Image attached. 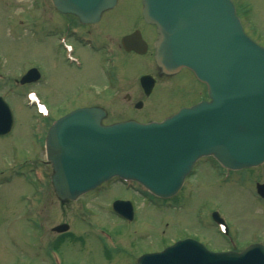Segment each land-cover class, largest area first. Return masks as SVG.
Instances as JSON below:
<instances>
[{
	"label": "water",
	"instance_id": "95a60500",
	"mask_svg": "<svg viewBox=\"0 0 264 264\" xmlns=\"http://www.w3.org/2000/svg\"><path fill=\"white\" fill-rule=\"evenodd\" d=\"M52 1L60 11L91 22L116 0ZM143 4L145 18L158 28V64L168 71L190 68L207 84L212 99L182 108L161 122L102 125L105 114L98 106L63 116L51 126L46 146L54 169L53 187L61 199H75L116 174L170 196L203 155L213 154L233 169L264 161V47L245 34L232 1L143 0ZM33 72L22 81L32 79ZM13 125V112L0 96V134ZM258 191L264 196V183ZM138 264H264V245L214 252L185 239L141 256Z\"/></svg>",
	"mask_w": 264,
	"mask_h": 264
},
{
	"label": "rangeland",
	"instance_id": "374dc122",
	"mask_svg": "<svg viewBox=\"0 0 264 264\" xmlns=\"http://www.w3.org/2000/svg\"><path fill=\"white\" fill-rule=\"evenodd\" d=\"M235 1L241 8L246 32L264 45V0ZM33 2L0 0V68L8 75L7 82H0V94L5 96L17 120L10 134L0 136V264H47L48 240L53 237L50 227L63 220L69 221L79 231V237H68L59 245L61 258L65 264H135V253L157 251L156 249L164 244L169 245L173 240L193 231L198 232L211 249H227L230 247L227 237L223 238L217 234L211 219L205 218L204 222L197 223L198 213L202 216L203 212H206L205 208L214 207L220 208L230 220L232 227L229 235L237 239L240 247L247 245L249 240L264 242V201L258 197L255 187L256 182L264 181V164L249 171L233 173L231 179L227 181L214 171L212 166L216 164L211 158L203 159L199 162L190 183L179 194L177 209L176 207L174 210L163 209L147 206L144 201L139 202L136 220H133L131 225L119 221L108 211V206L115 196L131 197L132 192L123 189L110 191L112 185L108 183L107 188L110 189L107 190L103 186L101 192L88 195L89 199L97 196V199L92 200L93 203L88 204L89 216L98 227L101 225L107 228L109 233L113 232L120 236V247L125 248L123 254L108 251L99 239L90 234L87 225L81 219L76 221L77 207L85 198L84 195L80 197L81 199L60 202L52 195L48 179H43L44 183L41 184L43 187L47 186V191L43 189L44 192L40 196L36 188L38 183L33 175L36 171L40 174L44 171V174L49 176L51 169L42 161L46 160L44 142H36L34 138L35 124L40 120L35 108L29 105L31 104L29 93L37 88L47 107L48 105L51 107L49 112L55 116L86 106L87 103L99 104L109 113L103 120L104 123L111 122L114 117L129 118L132 109L128 107H134L139 97L129 91L133 99L129 101L128 98H123V105L116 102L120 100L118 98L113 103V100L110 102L111 99L106 101L99 96L95 97L96 89L102 87L104 82H41L39 85L32 83L21 85L13 82L16 76L22 74L32 64H39L51 70L57 69L56 65L51 64L53 58L51 61L47 58L52 51L50 41L41 40L36 43L37 40L33 37V14H36L33 12L35 10ZM45 3L46 14L54 15L52 25L55 23L59 29L64 20L61 18V23L58 24L55 21L58 14L49 8L48 0H45ZM122 4V0H119L118 8ZM130 4L133 5L130 14L137 15L140 1L132 0ZM125 8L123 7L121 12L123 16L128 14V11L124 12ZM114 14V17H117L115 12ZM128 16L130 17L129 14ZM42 18L43 16L40 20ZM125 20L131 21L130 18ZM41 22L43 26L51 27L50 21L42 20L40 24ZM118 29L120 28L117 26L110 27L108 32L116 35L119 33ZM44 32L42 29L41 34ZM41 49L44 52H40ZM182 77L180 84L165 88L164 93L162 91L161 94L157 93L154 96L156 101L161 102L154 112L151 111L149 115L143 112L135 113L136 115L131 116H137L141 120H147L140 117L142 115L158 118L167 107L175 109L181 104H187L189 98L186 91L189 87H194L197 93V96H191L192 99L199 98L200 87L191 82L187 74ZM91 84L96 86L91 87ZM167 99L169 103L164 102ZM47 122L48 118L44 122L43 131L48 125ZM202 171H209L210 174L204 175ZM240 179L244 181L241 182ZM115 187L121 186L116 184ZM108 191L110 194L106 195ZM175 199L171 201L175 202ZM157 203L160 205L159 201ZM106 243L108 244L107 241ZM125 252L129 254L127 257Z\"/></svg>",
	"mask_w": 264,
	"mask_h": 264
},
{
	"label": "flooded vegetation",
	"instance_id": "af4514ba",
	"mask_svg": "<svg viewBox=\"0 0 264 264\" xmlns=\"http://www.w3.org/2000/svg\"><path fill=\"white\" fill-rule=\"evenodd\" d=\"M33 1L34 2L32 6L33 8H35L33 12H36V14H33V37H35V39L37 40L36 43L40 42L41 40L50 41L52 51L50 53L51 55L48 54V57H50L51 60L53 58L54 61H51V64L53 66H57V69H54L56 70V72L54 70H51L50 68H43L39 64H32L28 66V68L37 67L39 70V74L34 79V81H32L35 82L36 85H39L41 82H104V85H102V87L96 89V93L94 94L95 97L99 96L101 99H104L106 101L111 99L110 102H112L113 100V103L118 98L120 100H117L116 102H119L122 105L123 98H128L129 101H132V93L139 97L134 104L135 106L133 105L134 107H128L129 109H132L130 110L131 113L129 112V110H127L131 115H136L135 113L141 112L149 115L151 111L154 112L156 110V107L161 103L160 101H156V98H154V96L157 93L161 94L162 91L164 93L165 88H171L180 84L183 79L182 75L184 74H187L188 77H190L191 82H195L200 88H202V90L199 89V98H196L194 100L192 99V97H194L195 95L197 96V93L194 91V87H189L186 91V95L189 98L188 103L179 105L175 108L176 110L174 108L167 107L164 113L161 114L158 118H155L154 116L147 117L142 115L140 117L146 118L147 120H141L137 116L129 115V118H136L141 121L160 120L167 115L174 113L183 106H190L200 100L208 99L206 86L200 83L189 69L181 68L176 69L173 72H169L157 64V27L156 25L146 21L143 17L141 13V2L140 8L138 9V14L135 16L130 14V8L133 6L130 4L132 0H122L123 4L120 5L119 8L117 6L119 3L118 0L116 6L103 13L97 21L84 22L75 15L60 13L55 9L51 0H48L49 8H51L58 14L55 17V21L59 24L61 23V18L64 20L62 26L57 29L55 23H53L52 25L54 15L46 14L47 9L45 7V0ZM123 7H126L124 12L128 11L130 17L128 16V14L126 16H123L124 14L121 13L123 12ZM114 12L117 14V17H114ZM41 16H43L42 20L50 21V28L49 25L43 26V22H41L40 24V21H42L40 20ZM127 18H130L131 21H126L125 19ZM115 26L120 28L118 29L119 33H117L116 35H112L108 31L110 27ZM42 29L45 30L44 34H41ZM130 34L133 37L131 38L130 43L125 45L123 42V38ZM89 61H91V63H89ZM145 76H148L147 80L144 81L146 82V87H144L145 84H143V77ZM15 80L18 82L17 79ZM92 86L96 85L91 84V87ZM148 86L151 87L149 88ZM125 88L130 89L125 90ZM89 90V93L92 97L91 88H89ZM129 91L132 93H130ZM115 96L116 99H114ZM166 96L168 95L166 94ZM164 102L169 103V99L165 100ZM50 114L52 115L51 117H49L47 124H51L52 120H55L57 117H59L53 115V113ZM108 115L109 113L107 111V117ZM117 120L122 119H117L116 117H114L111 122ZM116 184H119L121 187H115ZM110 185H112V189L110 191H113L115 189H123L132 192L133 198L121 196L114 197V199H131L133 202L134 218L129 221L118 217L117 214L112 211L113 215L119 221H122L123 224L131 225L132 221L136 220V210L137 204L139 202L144 201L147 206H151L152 204V197L148 195L147 192H143L140 189H137L136 186H127L117 178L112 180V182H110ZM110 191H108L106 195H109ZM86 198L87 197H85L81 201L82 205L93 203L92 200L97 199V196L91 197L90 199L87 198V200ZM178 199L179 198H177L176 200L178 201ZM161 202L163 209L168 207L169 201L163 200ZM81 209L84 208L82 207ZM83 213L86 216L82 218L88 220V222H86L85 224H87V226L89 227L90 234L99 239L108 251L119 254L120 252L123 253L125 251V248L120 247V236L118 234L115 235L113 232L111 234L116 242V248L113 250H109L108 246L104 244V239L98 234L97 231H95V227L98 226L97 223H93L89 220V210L83 211ZM197 219L199 223V216H197ZM60 222H64V220ZM55 224L56 223H54L53 225ZM213 224L217 229V232L219 233L220 231L215 222ZM99 226L107 230V228L101 225ZM228 227L230 232L229 223ZM71 235L72 233L68 231L61 233L54 232L53 237L49 240L50 247H52L53 249L56 247L59 248V245ZM184 236H192L204 240V238L200 236L196 231L185 233L182 237ZM131 246H133V244H131ZM131 249L133 251V248ZM144 252L147 251H142L139 253L134 252V260H136L137 256ZM128 255V252H125V256L127 257ZM48 258V264H54L50 256ZM62 264H65L64 260Z\"/></svg>",
	"mask_w": 264,
	"mask_h": 264
},
{
	"label": "bare ground",
	"instance_id": "6f19581e",
	"mask_svg": "<svg viewBox=\"0 0 264 264\" xmlns=\"http://www.w3.org/2000/svg\"><path fill=\"white\" fill-rule=\"evenodd\" d=\"M40 52H44V51H42V49H41ZM47 58H48V61H51L50 57H47ZM202 174H204V175H205V174H208V175H209L210 172H209V171H207V172H206V171H202Z\"/></svg>",
	"mask_w": 264,
	"mask_h": 264
}]
</instances>
